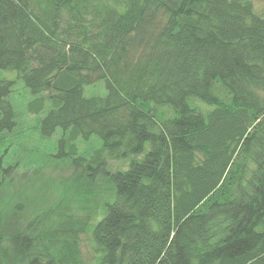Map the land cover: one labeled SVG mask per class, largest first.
Here are the masks:
<instances>
[{"label":"trees","instance_id":"16d2710c","mask_svg":"<svg viewBox=\"0 0 264 264\" xmlns=\"http://www.w3.org/2000/svg\"><path fill=\"white\" fill-rule=\"evenodd\" d=\"M0 70L86 176L129 158L104 172L99 219L67 211L6 248L0 234V264H264V0H0ZM14 83L0 76V134L17 123Z\"/></svg>","mask_w":264,"mask_h":264},{"label":"rangeland","instance_id":"374dc122","mask_svg":"<svg viewBox=\"0 0 264 264\" xmlns=\"http://www.w3.org/2000/svg\"><path fill=\"white\" fill-rule=\"evenodd\" d=\"M254 2L256 7L262 4V0ZM0 76L15 80L10 100L17 122L11 132L0 134V234L4 237L5 248L10 245L7 236L11 232L27 228L36 233L44 224L46 228L53 227L51 223L67 211L86 222L99 219L105 203L113 200L114 187L104 172L126 169L129 158L108 160L104 172L86 176L82 167L58 154L68 152L70 145L66 141L60 147L61 129L49 138L39 135L38 117L25 109L32 96L23 81L15 79L16 72L0 70ZM84 93L87 96L103 95L105 89L102 83H97L85 86ZM74 145L76 156L89 157L101 145V140L96 136L78 137ZM78 243L82 260L93 261L97 252L89 226L79 234ZM13 262L21 264L17 259Z\"/></svg>","mask_w":264,"mask_h":264}]
</instances>
